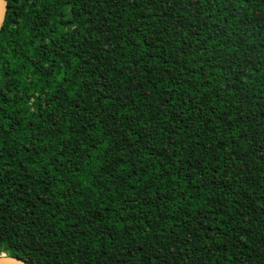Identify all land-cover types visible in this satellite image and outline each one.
<instances>
[{"label": "trees", "instance_id": "trees-1", "mask_svg": "<svg viewBox=\"0 0 264 264\" xmlns=\"http://www.w3.org/2000/svg\"><path fill=\"white\" fill-rule=\"evenodd\" d=\"M0 253L264 264V0H7Z\"/></svg>", "mask_w": 264, "mask_h": 264}, {"label": "water", "instance_id": "water-1", "mask_svg": "<svg viewBox=\"0 0 264 264\" xmlns=\"http://www.w3.org/2000/svg\"><path fill=\"white\" fill-rule=\"evenodd\" d=\"M8 5L7 0H0V31L5 20ZM0 264H28L26 261L10 256H0Z\"/></svg>", "mask_w": 264, "mask_h": 264}, {"label": "rangeland", "instance_id": "rangeland-1", "mask_svg": "<svg viewBox=\"0 0 264 264\" xmlns=\"http://www.w3.org/2000/svg\"><path fill=\"white\" fill-rule=\"evenodd\" d=\"M0 256H6L4 253H0Z\"/></svg>", "mask_w": 264, "mask_h": 264}]
</instances>
